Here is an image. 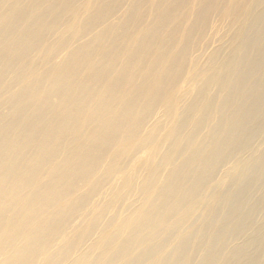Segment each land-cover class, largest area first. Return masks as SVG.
<instances>
[{
    "label": "bare ground",
    "instance_id": "obj_1",
    "mask_svg": "<svg viewBox=\"0 0 264 264\" xmlns=\"http://www.w3.org/2000/svg\"><path fill=\"white\" fill-rule=\"evenodd\" d=\"M263 143L264 0H0V264H264Z\"/></svg>",
    "mask_w": 264,
    "mask_h": 264
},
{
    "label": "rangeland",
    "instance_id": "obj_2",
    "mask_svg": "<svg viewBox=\"0 0 264 264\" xmlns=\"http://www.w3.org/2000/svg\"><path fill=\"white\" fill-rule=\"evenodd\" d=\"M264 147V143L263 144H261V146H260V149H262ZM260 217V216H259ZM258 219H260V218H258ZM235 242H233V243H237V242H239L238 240H234Z\"/></svg>",
    "mask_w": 264,
    "mask_h": 264
}]
</instances>
